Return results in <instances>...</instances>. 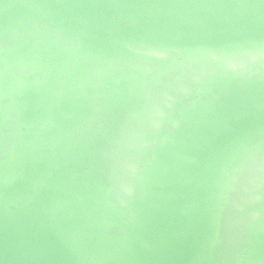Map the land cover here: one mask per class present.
Listing matches in <instances>:
<instances>
[{
    "label": "water",
    "instance_id": "95a60500",
    "mask_svg": "<svg viewBox=\"0 0 264 264\" xmlns=\"http://www.w3.org/2000/svg\"><path fill=\"white\" fill-rule=\"evenodd\" d=\"M262 46L261 0H0V264H264Z\"/></svg>",
    "mask_w": 264,
    "mask_h": 264
},
{
    "label": "snow or ice",
    "instance_id": "6c2138e0",
    "mask_svg": "<svg viewBox=\"0 0 264 264\" xmlns=\"http://www.w3.org/2000/svg\"><path fill=\"white\" fill-rule=\"evenodd\" d=\"M261 2L264 4V0H261ZM244 55H246L251 60H255L257 56L264 58V46H262L259 50H257L255 47H250L244 52ZM216 58L217 57L215 55H212V59ZM228 63L234 70L238 68V65L231 60H229Z\"/></svg>",
    "mask_w": 264,
    "mask_h": 264
}]
</instances>
